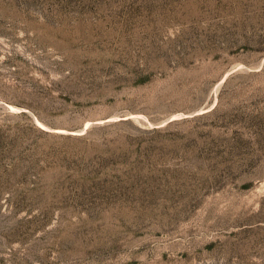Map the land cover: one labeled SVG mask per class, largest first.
Wrapping results in <instances>:
<instances>
[{
	"label": "rangeland",
	"instance_id": "1",
	"mask_svg": "<svg viewBox=\"0 0 264 264\" xmlns=\"http://www.w3.org/2000/svg\"><path fill=\"white\" fill-rule=\"evenodd\" d=\"M0 264H264V0H0Z\"/></svg>",
	"mask_w": 264,
	"mask_h": 264
}]
</instances>
